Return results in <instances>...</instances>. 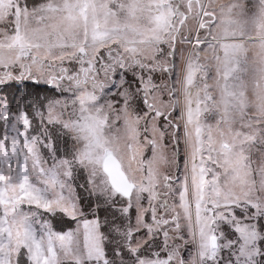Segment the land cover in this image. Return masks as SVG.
<instances>
[{
  "label": "snow or ice",
  "instance_id": "1",
  "mask_svg": "<svg viewBox=\"0 0 264 264\" xmlns=\"http://www.w3.org/2000/svg\"><path fill=\"white\" fill-rule=\"evenodd\" d=\"M0 264H264V0H0Z\"/></svg>",
  "mask_w": 264,
  "mask_h": 264
}]
</instances>
